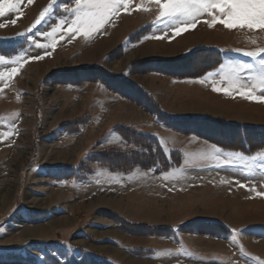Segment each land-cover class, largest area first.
Returning <instances> with one entry per match:
<instances>
[{"label":"rangeland","instance_id":"rangeland-1","mask_svg":"<svg viewBox=\"0 0 264 264\" xmlns=\"http://www.w3.org/2000/svg\"><path fill=\"white\" fill-rule=\"evenodd\" d=\"M49 3L22 0L19 12L0 17V56L16 61L0 63V264L264 262V102L212 90L228 86L221 65L226 72L230 63L264 57L243 55L264 49V30L209 27L205 13L177 34L180 25L157 20L152 0L122 4L90 37L68 30L73 17L65 8L75 0H58L33 28ZM58 24L55 36L45 35ZM160 63L179 75L207 73L205 92L177 84L174 100L170 83L151 70ZM122 81L129 93L132 84L161 89L170 111L211 117L133 126L156 137L169 162L180 152L179 167L111 172L92 157L130 149L108 130L116 132L128 112L143 115L134 102L125 98L129 108L111 112L113 121L101 120L106 110L93 111L111 103L99 87ZM177 125L181 133L172 130Z\"/></svg>","mask_w":264,"mask_h":264},{"label":"snow or ice","instance_id":"snow-or-ice-1","mask_svg":"<svg viewBox=\"0 0 264 264\" xmlns=\"http://www.w3.org/2000/svg\"><path fill=\"white\" fill-rule=\"evenodd\" d=\"M32 3V0H28ZM58 0H50L40 13L32 27L41 23L46 15L50 14V10L57 6ZM129 0H75V7L71 9L65 8L72 15L71 22L68 26L69 31H74L82 34L84 37H90L98 33L107 23L110 18L117 15L120 11V6L123 4L127 10ZM158 6L159 15L157 20L171 26L172 24L180 25L177 30H188L184 25L195 27L197 18L205 13L211 17V21H205L209 27L216 23L222 24L227 29H248V30H264V0H152ZM22 0H0V17L5 16L7 12L20 10ZM139 10V9H138ZM143 10H149L144 8ZM215 10V11H214ZM12 23H15L13 20ZM61 23H64L61 20ZM3 27V25H0ZM58 24L51 32L45 34L48 37L55 36ZM31 31V29H29ZM19 35H25L20 33ZM62 38V37H61ZM161 38V37H154ZM254 42V41H253ZM37 47H48L50 45L36 44ZM51 46H54L51 45ZM264 49L244 52L243 55L256 59ZM40 59L42 57H36ZM15 63L16 61H5L3 56H0V63ZM225 65H221V79L227 83V87H217L213 85V91L224 92L226 95L237 91V94L247 99L257 102H264V57H260L256 64L251 63H230L227 65L228 71L223 72ZM17 69L13 68L15 73ZM209 75H215L209 74ZM3 74L0 73V78ZM203 83V81H200ZM259 93V94H258ZM3 118L0 117V120ZM214 147V146H213ZM219 149H214L211 153V158L219 160ZM254 159V158H253ZM225 164L232 163L231 160H225ZM249 165H246V167ZM264 169V163L258 165ZM244 187V185H240ZM253 191L255 189H252ZM264 195V193H258ZM264 264V262H260Z\"/></svg>","mask_w":264,"mask_h":264},{"label":"crops","instance_id":"crops-1","mask_svg":"<svg viewBox=\"0 0 264 264\" xmlns=\"http://www.w3.org/2000/svg\"><path fill=\"white\" fill-rule=\"evenodd\" d=\"M163 64H164V62H163ZM163 64L160 63L161 67H151L152 68L151 70H153V72L155 73L154 74L155 77H160V78L164 77L166 79V82L170 83V85L172 87L171 94L174 97V100H176V97H175L176 94H175L174 90L178 86L177 84H180V85L186 84V86H190L192 88H194V86H195L196 89L199 90L200 93L202 92V94H203L205 92L204 88L206 89L207 86H203L200 81L204 80L206 78L207 73L204 74V76H189V75H184V74L179 75L178 73L176 74V70H170V71H169V69L166 70V68H168V67H165V65H163ZM155 71H157L158 73ZM158 74H159V76H158ZM160 74H163V76ZM105 82H107V81H105ZM116 83H118V82H116ZM122 83H123V81L120 84V88L112 86L111 83L109 85L106 84V87H99L102 90L101 92L103 93L101 96L105 95V97H107L108 99L110 98V102L113 103L112 105H110L111 103H108V104L102 103V104H100V106L95 107L93 109V111L96 112V114L104 113V111L106 110L105 113H107L106 114L107 116L101 117V120H104L106 118L105 120L111 119L113 121L114 117L112 116L111 112H113L114 116H116V112H117L118 108H121L122 110L124 109L123 111H126V109L129 108L127 105H130V104H128V102L130 100L131 102H134L133 105H131V106L133 108L138 109L140 112L143 113V115L140 114L139 112H137L136 110H135V112L134 111H131V113L128 112L129 115H126V119L124 117H122V119L119 118V120H117V121L115 120L116 121L115 125H117V126L126 125L127 127L133 128V126L139 127L141 122H143L145 120H148L150 122V124L151 123L152 124H159L160 121L157 120L156 115H154L153 113H151L150 111H148L146 109H141L143 106L142 103L145 100L144 98H146L145 95L140 96V94L138 92H136V90H134L135 88L133 87V84L131 85L133 88L128 84L129 87H131L128 90V91H130V93L126 92L125 90H123V88L125 86H123ZM102 84H104V83L102 82ZM123 84H127V83H123ZM140 88L145 92V94L148 98H150L153 102H155L157 104L160 111L164 112L165 114H168L169 116H172L175 118L176 117L185 118V117H195V116H203V117L209 116V115H206L205 113H200V114L184 113V114H181V113L173 112L172 110L170 111V109L164 108L163 104H161V102L159 100V96L162 94L161 89H158V91L159 90L160 91H159V93H157V90L155 92L153 90H150V89L144 87L142 84L140 85ZM169 95H168V97H169ZM101 96H100V98L97 99L98 102L101 100ZM125 98L127 99L128 102L125 100ZM133 114L141 115V117H143V120H142V118L137 119V117L133 116ZM172 130L176 131V128L172 129ZM108 131H110L111 134L114 135V137L118 138V136L116 135V132H114V130H113V127L111 129H109ZM54 132L57 133V130L55 129ZM65 136H67V135H65Z\"/></svg>","mask_w":264,"mask_h":264},{"label":"trees","instance_id":"trees-1","mask_svg":"<svg viewBox=\"0 0 264 264\" xmlns=\"http://www.w3.org/2000/svg\"><path fill=\"white\" fill-rule=\"evenodd\" d=\"M143 105L151 113H160L159 107L150 98H148L147 103L149 107L145 104ZM186 119H191V117L185 119L176 118V121L179 122ZM116 130L120 137L133 148L127 152L110 148L109 150L92 155V157L94 156V160L99 161L100 165L106 167L111 172H129L135 167H141L142 169L161 173L167 171L171 166L178 165V161L169 163L159 146L154 143L155 139L152 136L138 133L137 130L127 126H118ZM94 263L103 264V262L98 263L95 260Z\"/></svg>","mask_w":264,"mask_h":264},{"label":"bare ground","instance_id":"bare-ground-1","mask_svg":"<svg viewBox=\"0 0 264 264\" xmlns=\"http://www.w3.org/2000/svg\"><path fill=\"white\" fill-rule=\"evenodd\" d=\"M130 60H131V58H128V59H127V61H130Z\"/></svg>","mask_w":264,"mask_h":264}]
</instances>
